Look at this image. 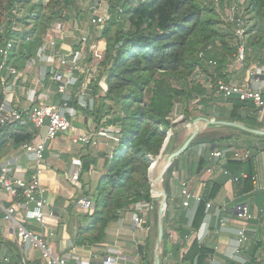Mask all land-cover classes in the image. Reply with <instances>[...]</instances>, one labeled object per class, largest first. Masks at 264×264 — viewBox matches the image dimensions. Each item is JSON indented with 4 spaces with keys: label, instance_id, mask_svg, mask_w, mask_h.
Segmentation results:
<instances>
[{
    "label": "trees",
    "instance_id": "16d2710c",
    "mask_svg": "<svg viewBox=\"0 0 264 264\" xmlns=\"http://www.w3.org/2000/svg\"><path fill=\"white\" fill-rule=\"evenodd\" d=\"M108 1L112 18L100 34L105 42L100 72L89 85L94 105L91 110H87L74 104L77 109L84 110L92 117L97 128L116 126L119 141L113 149L106 172L98 179L95 187L83 189L80 193L93 201L92 213L78 211L73 202L65 208L68 215L66 230L78 247L105 242L109 223L120 219L125 211H134L136 203L142 202L150 206L156 204L150 194L149 156L154 159L160 154L166 139L165 131L176 127L177 124L171 123L169 118L177 102H184L186 108L196 101L200 105L199 115L264 127V122L258 121L259 116L251 101L220 96V101L230 107L219 111L210 104L213 92L200 84L185 82L197 66L213 77L229 81L228 74H223V71L235 59L236 41L232 28L227 27L223 31L219 27L220 21L213 8L203 5L200 0ZM77 2L78 0H0V47L9 40L13 41L9 58L16 68L22 69L27 60L34 58L51 24L78 17L81 7H78ZM27 4H30L29 9L23 13ZM118 9L122 11L119 12ZM244 13L249 24L246 31L245 61L241 67L245 73L254 58L264 67V0H245ZM208 46L212 47V58L217 61L214 68L197 56L199 50ZM104 75L106 92H102L99 85ZM171 78L178 80L180 85L175 86ZM109 102L110 107L107 104ZM205 131L195 137L187 150L166 171L164 189L167 201L162 264L169 260H173L174 264H211L210 258L215 253L214 246L197 239L191 242L182 257L180 250L182 245H186L184 237L202 225L206 216V203L216 198L226 182L227 175L224 172L216 179L205 181L199 193L201 199L189 224L185 211L180 207L177 208V216L171 218L170 179L178 161L193 146L206 144L223 149L230 145L234 151L239 148L237 141L240 138L249 137L257 141V146H248L251 155L245 161L231 159L232 151H229L223 164L224 170L228 172L231 168H241L247 174L246 178L240 180L242 193L247 194L253 190L255 152L264 151V136L234 129ZM172 137L174 136L169 137L166 151L169 147L171 151L178 145L176 141L173 143ZM32 138L33 134L28 131L27 125L10 124L0 128V160L8 151ZM81 161V175H91L96 158L85 155L81 157ZM208 164L205 156L200 157L195 172L200 174ZM152 212L153 209H149L143 215L142 226L148 231L151 229ZM154 216L155 220L156 214ZM170 219L180 237L175 243L171 241L167 229ZM6 244L12 259L8 264H19L15 246L8 242ZM260 245V242H256L254 249ZM3 246L4 239L0 233V264H3ZM153 248L154 239L148 232L146 238L137 242L134 249L137 264H153ZM252 254L246 262L224 258L222 264H264V259L257 260L254 251Z\"/></svg>",
    "mask_w": 264,
    "mask_h": 264
},
{
    "label": "built area",
    "instance_id": "2783aa9c",
    "mask_svg": "<svg viewBox=\"0 0 264 264\" xmlns=\"http://www.w3.org/2000/svg\"><path fill=\"white\" fill-rule=\"evenodd\" d=\"M47 0H44L46 2ZM215 10H218L222 0H208ZM225 1V0H224ZM83 5V0L80 1ZM88 25L92 27L95 34H101L102 29L112 18L108 0H88ZM245 0H236L230 4L231 14L227 18V24L233 29L236 41V52L234 61L243 67L246 51V37L248 23L244 13ZM119 12L122 9H118ZM15 14L18 15L14 11ZM66 21H57L51 24L42 38V43L37 48L32 62L47 64L50 69L42 76L53 84L56 94L60 96L58 103L37 102V89L29 87L25 90V97L28 104L19 107L14 104L12 92L18 87V80L22 76L20 69L16 68L9 58L13 48V41L9 40L0 47V83L5 85L0 100V128L10 124L27 125L28 131L33 134L30 141L23 142L18 147L20 153L10 156L0 162V215L6 225L18 250L19 264H29L30 250H37L43 264H67L70 258L76 256L79 247L73 242L69 244L67 253L59 254L55 248V231L49 228V217H54L53 204L48 189L42 184V175L45 172V150L48 144L61 134L71 135L73 144L79 147H107L109 142L119 141L118 128L114 125L97 128L90 126L86 131H80L74 124L77 117L76 107L68 104L66 98L69 89L75 87L74 101L83 109L91 110L94 105V96L91 94L90 83L100 72V61L103 57L97 42L91 40L90 31L82 29L76 19H72L73 37L76 38L77 49H71L67 53H61L59 39H62L64 32L68 31ZM208 55V58L206 56ZM197 56L203 59L211 67L217 65L213 57L211 46L201 49ZM264 72V67L253 71L251 67L245 71V77L241 82L224 81L222 78L213 77L207 74L201 67L197 66L191 74L190 82L200 84L207 90L223 98L237 97L241 101H251L259 118H264V96L263 87L255 83L257 75ZM11 82L7 83V79ZM37 82L35 83V85ZM99 85L102 92H106L107 86L105 75L101 77ZM42 131V132H41ZM110 146L109 160L113 154V144ZM231 152V151H230ZM229 150L214 148L209 152V160L212 168L217 166L219 160L226 159ZM230 158L236 161H245L250 157L251 151L248 148L235 149L231 152ZM153 157L149 156L151 160ZM22 161V163H21ZM152 163V160H151ZM74 170L65 174L71 185L81 190L80 174L82 172V161L80 158L73 160ZM212 168L208 171L211 172ZM93 169L91 170V174ZM229 175V172L223 170ZM241 178L247 174L242 173ZM237 181L239 177H231ZM256 178H252L255 182ZM182 205L188 206L189 200L200 201V194L192 195L187 190L186 183L181 182ZM78 211L91 214L93 201L85 195H79L72 200ZM211 203H206V210ZM133 222L141 226L143 215L153 209V205L142 202L134 205ZM240 226L237 230L239 236L238 245L247 240V233L251 229L250 214L247 205L242 204L236 207ZM261 217H264V208L261 210ZM204 235L198 229L190 236H185L186 245L181 246V257L187 252L190 238L202 241ZM101 244V243H97ZM235 249V254L239 253ZM231 256L237 259L236 255ZM93 254H91L92 256ZM6 260V259H5ZM106 264H116L113 256L104 258ZM211 264H221L214 258H210ZM79 264H90L88 260ZM167 264V263H166Z\"/></svg>",
    "mask_w": 264,
    "mask_h": 264
},
{
    "label": "crops",
    "instance_id": "0c3cea01",
    "mask_svg": "<svg viewBox=\"0 0 264 264\" xmlns=\"http://www.w3.org/2000/svg\"><path fill=\"white\" fill-rule=\"evenodd\" d=\"M84 17V18H83ZM79 22V25L82 29L91 30V40L94 42H99L101 39L100 34H95L92 30V27L88 25V12L87 8L82 9L78 17H73ZM64 20L65 26L67 27L66 32L62 39H59V49L61 53H67L71 49H77L76 38L73 37V28L72 19ZM100 43V42H99ZM103 45V47H102ZM105 46V42L100 43V49L102 50ZM50 67L41 62H32L27 60L25 65L21 70L22 76L18 80V87L12 92V99L15 105L19 107H25L28 102L25 97V90L29 87H34L37 89V102H48V103H58L60 100V96L55 93L53 90L54 86L48 79V76L45 77L44 80L42 76L49 71ZM233 65L232 63L226 66L223 71V74H228L229 81L235 82L233 79L234 74L232 72ZM245 77V75H244ZM256 84L261 85L263 87L264 93V76L257 75V78L254 80ZM11 82V78L7 79V83ZM37 84L35 85V83ZM5 85L0 83V91L3 92ZM76 88H70L69 92L66 96L68 98V104L71 106H75L74 94ZM216 95V94H215ZM218 96V95H217ZM72 98V99H71ZM226 109L228 108L227 104L225 105ZM230 107V106H229ZM217 110V109H216ZM220 111V110H219ZM77 117L74 121L75 126L82 132L86 131L90 126H96L92 117L87 115L84 110H79L76 107ZM203 116V115H199ZM206 117V116H205ZM225 119V118H221ZM229 120V119H227ZM259 122H264V118L260 119L258 117ZM214 130H233L226 128H209L208 132ZM42 132V131H41ZM71 135L69 134H61L58 135L56 139L51 141L46 150H45V172L42 175V184L48 189L50 192L54 217H49V228L55 231V248L59 254L67 253V248L69 244L72 242L70 235L66 230L65 221L68 217L66 214V207L77 198L83 189H90L92 183L98 181V179L106 172L107 164L109 161L110 154V146L113 144V148L117 143H110L106 147L110 149L109 151H105L104 146L99 147H79L72 143ZM184 140V138H183ZM237 149L248 148V146H257L258 142L249 138L243 137L238 141ZM197 146L194 151H189L187 156L181 158L175 170L173 171V175L170 179V211L171 216H175L177 212V208H181L184 210L187 218L188 224L190 223L198 201L193 198L189 200L188 206H183L182 201L183 197L181 195V182H185L187 186V190L192 195L199 194L201 189L203 188V184L205 181L210 179H216L221 176L223 173V169H216L215 167H211L212 164L209 160V152L213 150L214 146H209L206 144L195 145ZM228 145L227 149L232 151L233 146ZM192 149V148H191ZM234 149V148H233ZM20 153L18 148L11 149L5 154L4 157L1 158L0 162L4 159L17 155ZM185 154V155H186ZM85 155H90L96 158V162L92 165L93 172L91 175L84 173L80 174V184L82 186L81 190L75 189L69 180L66 178L65 174L74 170L73 160L75 158H80ZM191 156V157H190ZM198 159L200 157H206L208 159L209 164L205 167V169L200 173H196V165L195 158ZM259 156L262 158L259 159ZM188 157L190 158L188 162ZM232 159V158H231ZM262 159V170L258 168V162ZM176 160V159H175ZM226 159L219 160L218 163H221L222 166ZM22 163V161H21ZM217 163V164H218ZM255 164V178L256 181L252 182L253 190L247 194L241 192V183L242 179L240 176L242 173H245L241 168L229 169V175H227L226 182L222 189L224 188V193L217 194L216 198L209 201L211 203V207L206 210L205 219L200 226L199 229L203 232V239L208 242L211 239L216 241L214 246L215 253L211 258H214L216 261L223 263L224 258H231L235 254V249L239 248L242 255L244 251L251 250V246L255 245L256 242H260L261 245L257 247V250H260V255L262 258L258 257L255 250H252L251 255L254 256L256 254L257 260L264 259V217H261V210L264 208V151H256L254 157ZM209 168H212L211 172L208 171ZM191 171V172H190ZM181 172V178L177 177V173ZM190 172V173H189ZM189 173V174H188ZM246 174V173H245ZM188 176L190 178H188ZM231 177H239L237 181H234ZM92 189V188H91ZM245 204L247 205L250 214L253 216L252 220H250L251 229L247 233V240L242 244L238 245L239 236L237 234V230L240 226L239 219L237 217L236 207L238 205ZM181 205L183 207H181ZM154 211L151 213V228L155 226ZM177 216V215H176ZM157 219V215H156ZM67 222V221H66ZM61 223V224H60ZM148 230L143 226H137L133 222V211L128 210L122 213L120 219L110 222L108 225V232L106 235L105 242L101 244H94L89 247H79L77 250L76 256L70 258L67 264H79L81 262H85L88 260L90 264H106L104 263V258L106 256H113L116 259V264H137V260L135 255H133L134 249L136 247L137 242L143 241L146 236ZM197 231V230H196ZM146 232V234H145ZM193 231L192 233H194ZM0 233L4 239L3 253L1 256V261L3 264H8L11 259V254L9 252V246H7V242L16 245L12 240L10 233L6 230V225L1 219L0 215ZM176 241L180 239L178 232ZM191 233V234H192ZM190 234V235H191ZM253 234V238L248 240V236ZM144 235V236H143ZM186 235V236H190ZM170 237H172L170 235ZM185 240V237H184ZM173 242V240H171ZM193 238H190L187 242L188 245L191 244ZM200 241V242H202ZM251 241V242H250ZM249 243V245H247ZM115 246L118 247L119 252L126 250L124 253H116ZM250 246V247H249ZM249 247V248H248ZM113 250V251H112ZM17 255L18 250L16 248ZM248 253V252H247ZM91 254H93L91 256ZM30 264L38 262L42 264L40 259V253L37 250H30L29 252ZM251 258L244 256L240 261L246 262ZM6 259V260H5ZM232 259V258H231ZM19 261V260H18ZM238 261V260H237ZM239 262V261H238Z\"/></svg>",
    "mask_w": 264,
    "mask_h": 264
},
{
    "label": "rangeland",
    "instance_id": "374dc122",
    "mask_svg": "<svg viewBox=\"0 0 264 264\" xmlns=\"http://www.w3.org/2000/svg\"><path fill=\"white\" fill-rule=\"evenodd\" d=\"M81 0H78V2H77V4H78V7H81L82 9H84V8H87V6H88V0H83V5H80V2ZM236 0H222L221 2H220V4H219V7H218V10H215V8H214V6H211V4H209V1L208 0H200V2L203 4V5H205V6H207V7H211V8H213L214 9V12L217 14V16H218V19H219V21H220V24H219V27L220 28H222V30L224 31V30H226L227 29V27H229V28H232L230 25H228L227 24V18H228V16H230V14H231V10H230V4H232L233 2H235ZM29 6H30V4L28 5H26L25 7H24V9H23V13L24 12H26L28 9H29ZM79 16V15H78ZM84 18V17H83ZM90 31V33H91V30H89ZM104 41V40H103ZM103 41L102 40H99V42L100 43H103ZM98 42V45H99V48H101L100 47V43ZM102 47H103V45H102ZM101 50V49H100ZM232 65H233V69H232V72H233V74H234V77H233V79L235 80V82H241L242 80H243V78H244V75H245V73L243 72V69H241L240 67H239V64H237L235 61H233L232 62ZM249 67H251L252 69H253V71H256V70H258V69H260L261 67H263V66H260L259 64H258V59H253L252 61H251V64H250V66ZM208 71H210V72H212V70L211 69H208ZM207 74H208V72H207ZM259 75H263L264 76V72L262 71V73H260ZM190 76L186 79V83H189L190 82ZM171 81H172V83L175 85V86H179L180 85V82L178 81V80H176V79H172L171 78ZM108 104V107H110V102L109 103H107ZM212 106L214 105V107H215V109H217V110H220L221 108H226V106H225V104L224 103H222L221 101H220V96H217V95H212V102L210 103ZM228 106V108H229V105H227ZM117 107V106H116ZM200 108V105L199 104H197L196 103V101H193V102H191L188 106H186V108H185V104H184V102H177L176 104H175V107H174V110L172 111V113H171V116H170V121H171V123H176L177 125H176V127L174 128H168L166 131H165V135H166V137H168V135L170 134V136L171 135H173L174 137H172V139H173V143L176 141V145L177 144H179L182 140H183V138H185L188 134H189V132L193 129V126H190L191 125V122H192V120L191 119H193L195 116H198L199 115V109ZM116 109V108H115ZM185 116H188L186 119H185ZM205 132H208V130L207 131H205ZM112 143H114L113 141H112ZM173 143L171 144V145H173ZM196 147L197 146H193L192 147V149H191V151H194L195 149H196ZM104 148H106V147H104ZM170 148L171 147H169L168 148V150L166 151V148H165V150L164 151H166V153H169L170 152ZM105 151L107 150V148L106 149H104ZM110 149L108 148V150L107 151H109ZM190 151V152H191ZM189 152V153H190ZM188 153V154H189ZM188 154H186V155H184V157L185 156H187ZM191 157V156H190ZM194 158H195V162H197V157L196 156H194ZM260 158H262V156H259V159ZM154 159H157V157L155 158L154 157ZM188 162H189V160H190V158L188 157ZM167 167V166H166ZM223 167L224 166H222V164L221 163H218L217 164V166H215V168L216 169H223ZM258 168H259V170H262V159L261 160H259V162H258ZM168 169V168H167ZM167 169L165 168L164 169V171L166 170L167 171ZM191 172V171H190ZM189 172V173H190ZM181 172H178L177 173V177L178 178H181V174H180ZM188 173V174H189ZM165 175H166V173H165ZM165 175H163V180L162 179H160V185H161V189H164V178H165ZM172 176H174L173 174H172ZM188 178H190L189 176H188ZM148 180H149V176H148ZM149 185H150V180H149ZM95 187V183H92V185H91V188L93 189ZM165 190V189H164ZM224 191H225V189L223 188L222 189V191L220 192L221 194L222 193H224ZM157 208H158V204L156 203V204H154V206H153V211H155L156 212V210H157ZM173 216H171V218H172ZM156 222H157V219H155V226L154 227H152L151 229H150V231H147V232H150V234L152 235V237H153V239H154V242H155V239H156ZM142 226V225H141ZM167 229H168V231H169V233H170V235L172 236L171 237V240H173V243H175V242H177L176 241V238L178 237L177 236V233H175L176 232V226H175V224H174V222H173V220L172 219H170V221H169V223L167 224ZM145 234H146V232H145ZM144 236V235H143ZM254 236H253V234H250L249 236H248V240H250V239H252ZM205 241V239L202 241V242H204ZM251 242V241H250ZM215 243H216V241L214 240V239H211V240H209L208 241V244L209 245H215ZM247 245H249V243L247 244ZM250 247V246H249ZM248 247V248H249ZM251 250H245L244 251V256H247V257H250V256H252L251 255V253L250 252H252V250H255V252H256V254H257V256L260 258H262V256L260 255V253H261V251L260 250H257V248H255L254 249V246H251V248H250ZM113 251V250H112ZM115 252L117 253H124V252H126L127 253V251L126 250H124V252L123 251H120L119 252V250H118V247H116L115 246ZM248 252V253H247ZM256 254H255V256H256ZM236 256H237V259H235V261H239V262H242V261H240L241 259H242V257H243V255H242V253H241V251H239V253H236L235 254ZM234 260V259H233ZM167 264H174V262H173V260H169L168 262H167Z\"/></svg>",
    "mask_w": 264,
    "mask_h": 264
},
{
    "label": "water",
    "instance_id": "95a60500",
    "mask_svg": "<svg viewBox=\"0 0 264 264\" xmlns=\"http://www.w3.org/2000/svg\"><path fill=\"white\" fill-rule=\"evenodd\" d=\"M192 122H206L210 128H226V129L228 128V129H234V130H242V131L251 133L256 136H264V127H254V126L248 125L240 121L198 116L196 119L192 120ZM198 134L199 133L195 132L193 135H190L185 141H183V143L178 148L173 150L168 155L169 167L172 165L175 159H177L181 154H183L187 150L191 142L195 139V137ZM167 139L168 137H166L164 144L167 141ZM164 144L162 146L160 154L157 157H160L162 155ZM149 169H148V176H149ZM165 173L166 171H163L161 173L160 179L163 180V175H165ZM153 191H154V188L150 182L151 197L153 199V202L158 204V208L156 210L157 222H156V239H155L154 248H153V264H162L163 238H164V232H165L164 216H165V210H166L167 194L164 189H161L160 191L161 198H155L152 196Z\"/></svg>",
    "mask_w": 264,
    "mask_h": 264
},
{
    "label": "bare ground",
    "instance_id": "6f19581e",
    "mask_svg": "<svg viewBox=\"0 0 264 264\" xmlns=\"http://www.w3.org/2000/svg\"><path fill=\"white\" fill-rule=\"evenodd\" d=\"M190 126H193V129L189 132V134L184 138L183 141H185L190 135H193L195 132L201 133L210 128L206 122H191ZM169 137H170V134L168 135V139L164 144L162 155L160 157H157V159H153V158L151 159L152 165L150 166V169H149V179L154 188L152 196L155 198H161V193H160L161 185L159 181H160L161 173L164 171L165 167L167 166L166 169L169 167L168 155L173 150H175L178 146H180L181 143L183 142L182 141L180 144H178L169 153H166V151L164 150L168 143Z\"/></svg>",
    "mask_w": 264,
    "mask_h": 264
}]
</instances>
